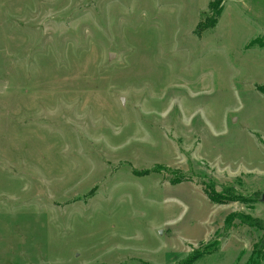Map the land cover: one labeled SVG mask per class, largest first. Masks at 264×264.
Wrapping results in <instances>:
<instances>
[{"label":"rangeland","instance_id":"rangeland-1","mask_svg":"<svg viewBox=\"0 0 264 264\" xmlns=\"http://www.w3.org/2000/svg\"><path fill=\"white\" fill-rule=\"evenodd\" d=\"M258 86L264 0H0V264H254Z\"/></svg>","mask_w":264,"mask_h":264},{"label":"trees","instance_id":"trees-1","mask_svg":"<svg viewBox=\"0 0 264 264\" xmlns=\"http://www.w3.org/2000/svg\"><path fill=\"white\" fill-rule=\"evenodd\" d=\"M217 17V13H216V16L214 18ZM215 21V20H214ZM212 22L211 25H214L215 22ZM258 90L264 92V86H258L257 87ZM205 192H206V195L208 196V198L215 202V203H227V202H230V201H235V200H246L247 198L244 197V196H237L236 195H231L229 193V195H221V194H218L216 192H214L213 190L209 189L208 187H205ZM260 195L261 193L259 194V200H260ZM243 220L245 221L246 218H243ZM225 222L228 223L229 222V217H227L225 219ZM263 229H264V224H263ZM257 247L259 248H256L253 252V257H254V264H259L261 260H264V234H263V237L261 239V241L259 242V244L257 245ZM204 254V252H200V251H195L193 252L192 254L188 255L183 261L177 263V264H192L195 260H197L198 258H200L202 255Z\"/></svg>","mask_w":264,"mask_h":264},{"label":"water","instance_id":"water-1","mask_svg":"<svg viewBox=\"0 0 264 264\" xmlns=\"http://www.w3.org/2000/svg\"><path fill=\"white\" fill-rule=\"evenodd\" d=\"M260 201L264 203V192H262L260 195Z\"/></svg>","mask_w":264,"mask_h":264}]
</instances>
